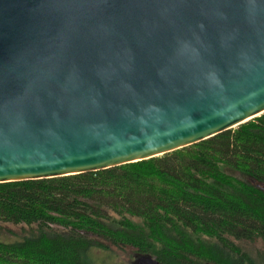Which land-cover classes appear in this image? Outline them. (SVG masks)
<instances>
[{
    "label": "water",
    "instance_id": "95a60500",
    "mask_svg": "<svg viewBox=\"0 0 264 264\" xmlns=\"http://www.w3.org/2000/svg\"><path fill=\"white\" fill-rule=\"evenodd\" d=\"M263 114L264 0H0V184L150 160Z\"/></svg>",
    "mask_w": 264,
    "mask_h": 264
},
{
    "label": "trees",
    "instance_id": "16d2710c",
    "mask_svg": "<svg viewBox=\"0 0 264 264\" xmlns=\"http://www.w3.org/2000/svg\"><path fill=\"white\" fill-rule=\"evenodd\" d=\"M264 114L150 160L0 184V264H97L131 248L158 264H262Z\"/></svg>",
    "mask_w": 264,
    "mask_h": 264
},
{
    "label": "rangeland",
    "instance_id": "374dc122",
    "mask_svg": "<svg viewBox=\"0 0 264 264\" xmlns=\"http://www.w3.org/2000/svg\"><path fill=\"white\" fill-rule=\"evenodd\" d=\"M241 247L253 258L264 264V244L261 241H256L251 244L243 243ZM91 257L97 264H137V258L139 256L131 248L119 249L110 247L107 252L93 251Z\"/></svg>",
    "mask_w": 264,
    "mask_h": 264
},
{
    "label": "flooded vegetation",
    "instance_id": "af4514ba",
    "mask_svg": "<svg viewBox=\"0 0 264 264\" xmlns=\"http://www.w3.org/2000/svg\"><path fill=\"white\" fill-rule=\"evenodd\" d=\"M143 260H144L143 258L138 257V258H137V262H138L137 264H140V262H141V261L143 262Z\"/></svg>",
    "mask_w": 264,
    "mask_h": 264
}]
</instances>
